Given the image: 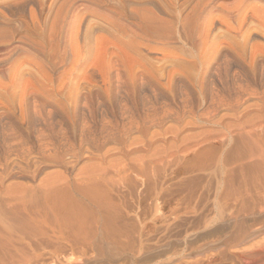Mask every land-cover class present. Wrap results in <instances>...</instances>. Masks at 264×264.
Returning <instances> with one entry per match:
<instances>
[{"label": "rangeland", "instance_id": "rangeland-1", "mask_svg": "<svg viewBox=\"0 0 264 264\" xmlns=\"http://www.w3.org/2000/svg\"><path fill=\"white\" fill-rule=\"evenodd\" d=\"M44 1L41 5V1L30 0L13 15L0 4V20L18 27L22 40H38L39 31H46L51 18L50 0ZM195 1L190 0V6ZM223 1L205 0L204 5H208L204 17L208 25L205 42L200 45L178 42L172 46L177 53L147 47L145 40L137 38L130 44L125 29H112L102 16L113 5L112 10L122 6L127 12L133 2L160 12L158 0H114L113 4L107 0L105 3L110 7L102 2L97 17L88 11L79 12L80 30L73 38L80 51L76 62L67 65V72L60 79L56 77L60 67L49 71L45 65V74L54 76L52 80L49 76L42 77L39 72L42 62L36 50L33 54L37 55L33 56L39 58L36 60L39 64L24 54L11 56L9 61L14 67L7 75L11 79L6 75L4 79L0 77V89L9 85L6 88L12 92L0 90V192L4 187L11 189L13 184L15 189L18 182L19 186L28 182L27 185L37 188L32 184H39L45 172H60L75 182L79 179V185L95 180L96 185H90L99 187L95 196L104 208L102 217L128 227L134 225V231L129 229V244L134 245L141 233L143 243L138 255L132 258L121 252L111 259H102L78 250L71 252L64 246L57 260L47 253L62 241L47 231L50 230L47 223L54 222V217L48 214L53 218L44 223L29 216L31 205H37L35 199L34 204L24 203L26 211L19 210L22 205L17 209L20 204L15 208L9 206L5 200L14 190L4 188L2 192L7 199L0 196V264H234L237 254L253 256L264 250V0H236V7L234 4L226 7ZM234 10L240 14L237 21L232 19L230 23L224 18ZM36 21L41 28H33ZM125 22L124 18L123 27ZM189 47L190 58L181 59L184 57L181 51H188ZM66 56H70L69 47ZM28 78L34 79L36 86ZM34 103L42 107L38 114L32 109ZM72 147L82 150L76 164L68 155L64 164L59 162L61 165L46 158L49 152L60 149L67 152ZM98 163L103 172L101 166L97 170ZM85 170L91 176L97 172L95 178L85 177ZM89 201L82 198L85 207L95 208ZM3 222L18 229L10 232ZM51 235L54 236L47 238ZM44 239L55 247L44 244L47 243ZM41 241L44 243L39 253L43 255L37 263L31 258V247Z\"/></svg>", "mask_w": 264, "mask_h": 264}, {"label": "bare ground", "instance_id": "bare-ground-1", "mask_svg": "<svg viewBox=\"0 0 264 264\" xmlns=\"http://www.w3.org/2000/svg\"><path fill=\"white\" fill-rule=\"evenodd\" d=\"M36 1H41V5L45 2L44 0H36ZM104 0H50V12H51V18H50V21H49V18H48V21H49V24L48 26H45L46 28V31L45 30H40L39 31V39L38 40H35L33 41L34 39H24V40H27V42H25L23 39V36H18V27H11V26H8L6 25L7 23H5L6 21H2L0 20V77H3V76H7L8 74H10V71L13 69L14 65L11 61L10 58H12L11 56H19L21 54H24V55H27L29 58H32L33 62L37 60L38 57L36 56H33V55H37V54H33V51L36 50L39 52L40 54V58L39 60H41L42 63L39 64V62H37L39 64V67L38 65V68L39 69V72H41L40 74H42L45 78V76H49L48 78L50 80H52V77H50L51 75H49L47 72L46 75L45 72L47 69H49V71H53L55 69H57L58 67H60V73L58 76L61 77L62 75L64 76V74L67 72L66 69H67V65L69 64H74L77 60V56L79 54V46L78 44L76 43V39L73 38L74 35H76L75 33H78L77 32V28L79 27L78 26V21L80 23V20H79V12L80 11H88V13L90 12V14H95L93 16H96L97 17V13L98 11V6H100V4L103 2ZM107 1V0H106ZM105 1V2H106ZM112 1V4H113V1L114 0H109V3H111ZM118 0H115V2H117ZM125 1V0H123ZM139 1V0H138ZM154 1V0H152ZM207 1V0H206ZM236 0H224L223 1V5L224 6H232L231 4H234ZM239 1V0H238ZM237 1V2H238ZM241 1V0H240ZM30 2V0H0V4H2L1 7L3 8H7L10 12V14H14L13 12H17L16 10L19 9V11H21L24 6H26V4ZM103 2V4L105 3ZM122 2V1H120ZM131 2V1H130ZM135 2V1H134ZM134 2L130 5L132 6L131 8L128 7L127 12L124 11L123 7L120 6L118 7V9H113V6L112 9H107V13H103L105 15H102L104 16L103 19H105L107 21V23L110 24V26H112L111 28L117 30L116 28H123L125 29L124 32L126 31L125 34L128 33L127 36H130L131 39V43H133L134 41V38H137L139 39L141 42L142 40H145V46L147 47H150V48H157L159 50H163V51H169V52H172L170 51L171 49L174 51L176 48L174 47V49L172 48V46H174L176 43L180 42V43H183V41H186L187 43L190 44V42L192 43H196V45H200V44H203V42H205V33L207 32V29H206V26L207 23L204 19V17H206V12L208 11V5H204L205 3V0H197L195 1V3L191 6H190V0H158V2H156V4L159 6L157 8H160V12L158 11L159 9L157 10H153L154 8L151 9L150 8H145L141 5V3L139 4V6L141 5L142 7H138L136 4V6L134 5ZM143 2V1H142ZM151 2V1H149ZM210 2V0H209ZM108 3V2H107ZM119 3V2H118ZM138 3V2H137ZM218 3V2H217ZM239 3V2H238ZM237 3V4H238ZM33 4H35L33 2ZM106 4V3H105ZM115 4V3H114ZM125 4V3H124ZM127 4V5H126ZM125 5L128 6L129 5V2H127ZM145 4V2H144ZM147 4V3H146ZM221 4V3H220ZM102 5V4H101ZM108 6V4H106ZM105 5V6H106ZM119 5V4H118ZM117 5V6H118ZM122 5V4H121ZM150 5H153V2H151ZM156 5V6H157ZM218 5V4H217ZM216 5V6H217ZM223 5H222V8H223ZM236 4H234L233 7H236L235 6ZM240 5V4H239ZM31 6V5H30ZM116 6V5H115ZM148 6V4H147ZM259 6V5H258ZM257 6V7H258ZM0 7V8H1ZM110 7V6H108ZM210 7V6H209ZM219 7V6H217ZM255 7V6H254ZM260 7V6H259ZM115 8V7H114ZM225 8V7H224ZM230 8V7H228ZM228 8H225V9H228ZM232 8V7H231ZM230 8V9H231ZM29 9V8H28ZM32 9V8H31ZM35 9V8H34ZM42 9V8H41ZM216 9V8H215ZM26 10V9H25ZM33 10V9H32ZM38 10V9H37ZM104 10V9H103ZM211 9H209L210 11ZM236 10V9H235ZM235 10L232 12H229L228 13V18H224V19H228L229 21L232 19L233 20H236L238 19V16H239V11L236 13ZM18 11V12H19ZM31 11V10H29ZM39 11V10H38ZM106 11V10H105ZM221 11V10H220ZM31 12H34V11H31ZM36 12V11H35ZM50 12L48 13V16L50 14ZM104 12V11H103ZM221 13V12H220ZM225 13V12H224ZM227 13V12H226ZM245 13V12H244ZM254 13V12H253ZM9 14V13H7ZM32 14V13H31ZM35 13H33L34 15ZM222 14V13H221ZM10 15V16H12ZM19 15V14H18ZM36 15V14H35ZM213 15V14H212ZM100 16V15H99ZM117 16V17H115ZM3 17V16H2ZM6 17V16H4ZM3 17V18H4ZM30 17V16H29ZM36 16H34L35 18ZM129 17V20H126V18ZM225 17V14L224 16ZM244 17V16H243ZM254 17V16H253ZM258 17V16H257ZM17 18V14H16V17ZM14 18V19H15ZM31 18V17H30ZM37 18V17H36ZM125 18V21H127V23L125 22L124 23V27L122 26L123 25V20ZM219 18V17H218ZM249 18V17H248ZM256 18V17H255ZM7 19V18H6ZM81 19V18H80ZM123 19V20H121ZM250 19V18H249ZM32 20V18L30 19ZM36 20V19H35ZM34 20V21H35ZM38 20V19H37ZM207 20V19H206ZM213 20V19H212ZM215 20V19H214ZM227 20V21H228ZM241 20V19H240ZM259 20V19H258ZM9 19H8V23H9ZM122 21V22H121ZM221 21V20H220ZM224 21V20H223ZM222 21V22H223ZM228 21V22H229ZM230 21V23H231ZM248 21V20H247ZM13 22V21H12ZM37 22V21H36ZM36 22H34L32 25H33V28L35 29H38V27H40V24L39 26L36 24ZM208 22V21H207ZM233 22V21H232ZM241 22V21H240ZM261 22V21H260ZM15 23V22H14ZM32 23V22H31ZM106 23V24H107ZM122 23V25H121ZM229 23V25H230ZM252 23V22H251ZM255 23V22H254ZM17 24V23H16ZM42 24V23H41ZM89 24V23H88ZM108 24V25H109ZM221 24V22H220ZM223 24V23H222ZM15 25V24H14ZM31 25V26H32ZM45 25V24H44ZM43 25V27H44ZM104 25V24H103ZM225 25V24H224ZM106 26V25H105ZM210 26V25H209ZM222 27V26H221ZM224 27H227L226 25ZM236 27V26H235ZM249 27V26H248ZM21 28V27H20ZM32 28V27H31ZM41 28V27H40ZM82 28V27H80ZM220 28V27H219ZM223 28V27H222ZM230 28V27H229ZM238 28V27H237ZM228 29V28H227ZM232 29V28H231ZM32 30V29H30ZM80 30V29H79ZM78 30V31H79ZM82 30V29H81ZM89 30V29H87ZM121 30V31H122ZM212 30V29H211ZM233 30V29H232ZM234 30H236L234 28ZM246 30V29H245ZM249 30V29H248ZM86 31V30H85ZM118 31V30H117ZM231 31V30H230ZM20 32V31H19ZM37 32V31H36ZM35 32V33H36ZM88 32V31H87ZM123 32V31H122ZM237 32V31H236ZM114 33V32H113ZM244 33V32H243ZM32 34V32L30 33ZM34 34V33H33ZM122 33H120L121 35ZM124 34V33H123ZM207 34V33H206ZM237 34V33H236ZM235 34V35H236ZM36 36V35H35ZM80 36V35H79ZM101 36V35H100ZM76 37V36H75ZM97 37V36H95ZM108 37V36H105V38ZM22 38V39H21ZM32 38V37H31ZM34 38V37H33ZM77 38V37H76ZM99 38V37H98ZM102 38V37H101ZM67 40L69 41L68 44L66 45L65 42H67ZM82 40V39H81ZM108 40V39H107ZM211 40V39H210ZM95 41V40H94ZM99 41V40H98ZM112 41V40H111ZM122 41V39H121ZM125 41V40H124ZM127 41V40H126ZM139 41V42H140ZM97 42V40H96ZM138 42V41H137ZM138 42V44L140 45V43ZM148 42V43H147ZM80 43V42H79ZM103 43V41H102ZM104 43H105V40H104ZM110 43V41H109ZM115 43V42H114ZM147 43V45H146ZM107 44V43H106ZM104 44V45H106ZM134 44V43H133ZM143 44V43H142ZM209 44V42H208ZM80 45V44H79ZM103 45V46H104ZM124 45V44H123ZM194 45V44H193ZM69 47V52H70V56H66V53L68 52V47ZM116 46V45H115ZM128 46V44H127ZM130 46V45H129ZM133 46V45H131ZM142 46V45H141ZM176 46V45H175ZM179 46V45H178ZM96 47V45H95ZM136 47V46H135ZM181 47V46H179ZM183 47V46H182ZM194 47H196L194 45ZM201 47V46H200ZM101 48L102 50V47H99ZM178 48V47H177ZM202 48V47H201ZM120 49V48H119ZM134 49V48H133ZM138 49V48H137ZM144 49V48H143ZM181 49V48H180ZM179 49V50H180ZM97 50V49H96ZM123 50V49H122ZM135 50V49H134ZM149 50V49H148ZM178 50V51H179ZM186 50V49H185ZM185 50H182L181 53L182 55L184 56L183 58L181 59H184V58H190V47H189V50L188 51H185ZM104 51V50H102ZM121 51V50H119ZM96 52V51H95ZM175 52L177 53V51L175 50ZM98 53V52H97ZM100 53V52H99ZM135 53V52H134ZM125 54V53H124ZM129 54V53H128ZM162 54V53H161ZM169 54V53H168ZM195 54V53H194ZM131 55V54H130ZM133 55V54H132ZM131 55V56H132ZM141 55V54H140ZM163 55V54H162ZM174 55V54H173ZM176 55V54H175ZM179 55V54H178ZM181 55V56H182ZM129 56V55H128ZM143 56V55H142ZM168 56V55H167ZM198 56V55H197ZM26 57V56H25ZM133 57V56H132ZM144 57V56H143ZM194 57V56H193ZM14 58V57H13ZM134 58V57H133ZM139 58V57H138ZM142 58V57H141ZM173 58H175V56H173ZM177 58V57H176ZM18 59V58H17ZM16 59V60H17ZM20 59V58H19ZM128 59V58H127ZM130 59V58H129ZM29 60V59H28ZM130 60H133V59H130ZM141 60V59H140ZM179 60V59H178ZM189 60V59H188ZM223 60V59H222ZM226 60V59H224ZM8 61V62H7ZM26 61V60H25ZM172 61V60H171ZM170 61V62H171ZM15 62V60H14ZM18 62V61H17ZM30 62V61H29ZM36 62L34 63L36 65ZM130 62H133L134 61H130ZM140 62V61H139ZM138 62V63H139ZM169 62V61H168ZM183 62V61H181ZM186 62V61H185ZM21 63V62H20ZM128 63V62H127ZM136 63V61H135ZM142 64V63H141ZM174 64V63H173ZM182 64V63H181ZM188 64V63H187ZM190 64V63H189ZM225 64V63H224ZM22 65V64H20ZM31 64H29L30 66ZM34 65V66H35ZM44 65L47 67H45V70H44ZM83 65V63H82ZM130 65V64H129ZM187 66V65H186ZM16 67V65H15ZM18 67V65H17ZM33 67V66H31ZM30 67V68H31ZM76 67V66H75ZM146 67V66H144ZM171 67V66H170ZM183 67V66H182ZM20 68V66L18 67ZM227 68V67H226ZM17 70V68H15ZM185 69V68H184ZM189 69V67H188ZM187 69V70H188ZM22 71V68L19 69ZM69 70V69H68ZM180 70V69H179ZM56 71V70H55ZM73 71V70H72ZM185 71V70H183ZM223 71V70H222ZM14 72V70H13ZM16 72V71H15ZM18 72V75H19V71ZM38 72V73H39ZM59 72V70H58ZM71 72V71H70ZM78 72V71H77ZM188 72V71H187ZM224 72V71H223ZM52 73V72H51ZM69 73V72H68ZM14 74V73H13ZM16 74V73H15ZM21 74V72H20ZM23 74V73H22ZM29 74V73H28ZM58 74V73H56ZM76 74V73H75ZM12 75V74H11ZM17 76V75H16ZM16 76H15V79H16ZM22 76V75H21ZM29 76V75H28ZM31 76V75H30ZM38 76V75H37ZM62 76V77H63ZM70 76V74H69ZM219 76V75H218ZM8 79L10 78V76H7ZM6 77V79H7ZM40 77V76H39ZM5 77H3L2 79H4ZM14 78V76L12 77ZM19 78V76H18ZM17 78V79H18ZM32 78V77H31ZM57 78V79H58ZM5 79V80H6ZM7 79V80H8ZM11 79V78H10ZM20 79V78H19ZM30 78H28L29 80ZM42 79V78H41ZM60 79V78H59ZM13 80V79H12ZM27 80V79H25ZM34 79H32V82H33ZM11 80H9L10 82ZM19 81V80H18ZM40 81V80H38ZM27 82V81H26ZM37 82V81H35ZM47 82V80H46ZM13 83V82H12ZM15 83V81H14ZM17 83V82H16ZM15 83V84H16ZM30 84L33 85V84ZM40 83V82H39ZM42 83H44V81H42ZM49 83V82H48ZM2 84H5V83H2ZM10 84V83H8ZM27 84V83H26ZM52 84H54L52 82ZM64 84V83H63ZM68 84V83H67ZM1 85V83H0ZM12 85V84H11ZM66 85V84H65ZM236 85H239V84H236ZM7 86V85H6ZM6 86H1L4 89L3 92H5L6 94H9L11 92V90L9 91L8 88H9V85L7 86L8 88H6ZM17 87V85H15ZM34 86H36V83L34 84ZM14 87V85H13ZM15 87V88H16ZM239 87V86H238ZM3 88H1L3 90ZM30 88V87H29ZM244 88V86H243ZM248 88V87H247ZM0 89V90H1ZM33 89V88H32ZM65 89V88H64ZM244 90V89H243ZM67 91V90H66ZM69 91V90H68ZM245 92V91H243ZM3 93V94H5ZM23 93V92H22ZM61 93V92H60ZM63 93V92H62ZM68 93V92H66ZM70 93V91H69ZM5 94V95H6ZM12 94V92H11ZM15 94V93H14ZM13 94V96H15ZM19 94V93H18ZM24 94V93H23ZM64 94V93H63ZM20 95V94H19ZM22 95V94H21ZM69 95V94H68ZM1 96V95H0ZM3 97V96H2ZM9 96H7V99ZM12 97V95H11ZM1 98V97H0ZM4 98V97H3ZM6 98V97H5ZM13 98V97H12ZM67 98V97H66ZM65 98V99H66ZM2 99V98H1ZM5 99V100H7ZM13 99H11L12 101ZM21 101V99H19ZM4 101V100H3ZM11 101L9 100V102L11 103ZM8 102V100H7ZM6 103V102H5ZM36 103H34V108L32 107V109H35L37 110V114L40 110H42V107H40V105L38 104V107L37 105H35ZM22 108V107H21ZM39 108V109H38ZM41 108V109H40ZM34 110V111H35ZM39 110V111H38ZM41 113H43L41 111ZM45 114V112L43 113ZM42 115V114H40ZM39 115V116H40ZM48 116V115H46ZM42 118V116H40ZM47 118V117H46ZM49 118V117H48ZM44 119V118H42ZM40 119V120H42ZM44 122V121H42ZM45 123V122H44ZM47 123V122H46ZM42 124V123H41ZM48 124V123H47ZM45 125V124H44ZM47 126V125H46ZM96 147V146H95ZM56 148V147H55ZM65 148V147H64ZM73 148V147H72ZM103 148V146H102ZM100 147V149H102ZM11 149V148H10ZM71 149V148H70ZM95 149V148H94ZM99 149V148H96V150ZM99 149V150H100ZM57 150V149H56ZM84 150V149H83ZM86 150V149H85ZM82 150H80V147L78 149H71L69 151L66 152V150L64 149H60L54 153H48V151L46 153L47 156L46 158L49 159V162L51 161H55V162H64L65 159L70 156L69 158H74V162L75 161H79L77 159H79V157H81L80 155H82L81 153ZM86 151H89V150H86ZM103 151V150H101ZM101 151H97L99 153H101ZM43 152V151H41ZM66 152V153H65ZM91 152V150H90ZM89 152V153H90ZM95 152V150H94ZM93 152V154H94ZM104 152V151H103ZM29 153V152H28ZM88 153V152H86ZM88 154V156H90ZM92 153V152H91ZM106 153V151H105ZM105 153L102 154V156L105 155ZM215 153V152H214ZM39 154H41L39 152ZM218 154V152H217ZM68 155V156H67ZM92 155V154H91ZM97 155V153H96ZM100 154H98L97 156H99ZM215 155V154H214ZM43 156V153L42 155ZM45 156V155H44ZM43 156V157H44ZM67 156V157H66ZM102 156H101V159H102ZM41 157V158H43ZM215 157V156H213ZM104 158V157H103ZM106 158V157H105ZM216 158V157H215ZM218 158V157H217ZM216 158V159H217ZM45 159V157H44ZM215 159V161H216ZM71 160V159H70ZM73 161V160H72ZM103 161V159H102ZM106 161V160H105ZM214 161V162H215ZM222 161V160H221ZM220 161L218 160L216 163L218 164ZM59 163V164H60ZM67 163V161H66ZM64 164V163H63ZM76 164V163H75ZM74 164V165H75ZM99 164V163H98ZM101 164V163H100ZM97 165L98 169L99 166L101 165ZM61 165V164H60ZM69 165V164H68ZM71 165V164H70ZM66 166V164H65ZM96 166V167H97ZM218 166V165H217ZM86 167V166H84ZM84 167L82 170H84ZM72 168V166H71ZM86 169V168H85ZM95 169V167H94ZM35 170V169H34ZM96 170V171H97ZM103 170L102 166H101V169L100 171ZM57 172V171H56ZM59 172V171H58ZM83 172V171H82ZM85 173L89 172L88 170L84 171ZM103 172V171H101ZM33 173V172H32ZM35 173V172H34ZM44 173V172H43ZM52 173V172H51ZM51 173H48L46 174V172L44 173L45 177L43 176L40 177L42 179H39L41 181H38L40 182L39 184H32V185H37L38 187L37 188H34L35 186H31V184L27 182V186H19L20 182H18V186H16L15 189H13L14 187V184H13V187H11V189H7V187H4L6 188V190H14L13 191V194L11 196H8L10 195L9 192H6V193H9L7 194V196L9 197V199H7V197H5L7 200H5V202L7 201L9 203V206L10 204H12V206L15 208V205L16 204H20L19 206H17V209L18 207H20L22 205V207L19 208V210L22 208L26 211L27 207L25 208V202L26 201H33L32 199H35V200H38L37 201V205L36 206H32L31 205V208L29 209V206H28V209H29V216H32L34 217L33 219H40L39 221H45L46 222H49L47 221L49 217H54V222H51L53 220H50L49 223H47V225L49 224L50 226V230H47V231H52L54 235H51V236H47V238L54 236L56 237L57 239L59 238V241L62 240L64 245L62 244V241L60 242L62 245H60V243H58V246L56 245V247L54 246V244L52 246L55 247L54 248H50L51 251L48 250L47 253H49L50 257L52 256L53 258L55 257L56 259L58 258V254H59V250H61L64 246H67V247H64V248H69L71 252L75 251V250H78V252H82L83 254H88V255H92V256H98V257H101L102 259L105 258V259H111L113 257H115L117 254H120L121 252H125L127 254V256H130L131 258L136 254L137 252H139L140 248L142 247V243L143 241L141 240L142 239V235L143 233H141L142 235L138 236V240L137 242L129 244V242H131L130 240V235H129V232H130V228L133 230L134 228V225L132 227H128L126 226V224L124 225L123 223H118L110 218H103V214H105V212H102V209L104 208H101L103 207L102 204H100L99 202L100 201H97V195L96 194V190L99 188L97 186H94L96 185L94 182L95 180L92 182L94 183V185H90L92 184L88 179V177H93V179L95 178V171L93 173L92 171V175L91 176L90 174L91 173H87L85 174V177H87V181L90 182V184H85L84 182L85 181H82L80 183L83 184L84 186H80L78 183L80 181L77 180V182H75L76 180H74V178H70L68 175H65V174H60V172L57 174H51ZM80 173V172H78ZM70 174V173H68ZM75 174L74 173V177H75ZM80 175V174H79ZM78 175V177H80ZM35 176V174L33 175ZM97 176V175H96ZM73 177V176H71ZM85 177L83 176V178L85 179ZM75 178V179H76ZM82 178V177H81ZM82 178V179H83ZM99 179V174H98V177H96ZM83 179V180H84ZM97 179V180H98ZM100 179H101V175H100ZM38 180V179H37ZM96 180V182H97ZM86 181V182H87ZM100 180H98V183H99ZM22 183V182H21ZM264 184V183H263ZM17 185V184H16ZM100 186V184H99ZM97 187V188H96ZM101 187V186H100ZM2 188V189H4ZM9 188V186H8ZM2 189H1V192H2ZM0 192V193H1ZM98 192V191H97ZM4 193V194H6ZM99 195V194H98ZM1 196V199L2 197L4 198V195H3V192H2V195ZM83 197H86L87 198V201L88 199L90 200L89 203L90 204H93L95 206V208H87L85 207V203L82 202V198ZM4 198V199H5ZM38 198V199H36ZM3 199V200H4ZM85 199V198H84ZM83 199V200H84ZM99 199V198H98ZM2 200V201H3ZM6 202V203H7ZM36 202V201H35ZM7 203V204H8ZM25 203V204H24ZM30 203V202H29ZM30 203V204H32ZM7 206V205H6ZM11 206V207H12ZM27 206V204H26ZM11 210V209H10ZM9 210V211H10ZM18 210V211H19ZM23 210V211H24ZM13 211V210H12ZM16 212V210H14ZM25 211H24V214H25ZM172 211V210H171ZM219 211V210H218ZM28 212V211H27ZM174 212V211H173ZM103 213V214H102ZM49 215H52V216H48ZM107 214V213H106ZM52 217V218H53ZM5 223V222H3ZM1 223V224H3ZM5 223V226H7L6 228H9L10 229V232L14 229V226L13 228L10 227V225L12 226L13 224H7ZM4 225V224H3ZM2 225V226H3ZM9 225V226H8ZM4 227V226H3ZM45 227V225H44ZM15 229H18V228H15ZM14 229V230H15ZM48 229V228H47ZM140 229V227H139ZM7 230V229H6ZM131 230V231H132ZM135 230V229H134ZM133 230V231H134ZM141 230V229H140ZM19 231V230H18ZM132 231V232H133ZM143 231V230H142ZM9 232V230H8ZM12 232H15V231H12ZM140 232V231H139ZM50 233V232H49ZM48 233V234H49ZM135 233V232H134ZM131 234V233H130ZM145 234V233H144ZM137 236V235H136ZM53 237V238H54ZM135 237V236H134ZM55 239V238H54ZM134 239V238H133ZM137 239V237H136ZM146 239V238H145ZM148 239V238H147ZM7 240V239H6ZM51 240V239H49ZM47 240L44 239V242H46ZM53 241V240H51ZM136 241V240H135ZM145 241V240H144ZM7 243L9 242V239L8 241H6ZM41 241V244L40 242H35L33 245L32 248V253H31V258L34 257V261H36L37 263L39 262L38 260L40 259V257H42L43 255V252L42 253H39V249H43V247H41V245L44 243ZM50 241H47V243H44V244H48V246H51L50 243H48ZM55 242H58V240H55ZM54 242V243H55ZM52 243V242H51ZM263 243V242H262ZM148 244V243H147ZM158 245V244H157ZM156 245V246H157ZM264 244H262L263 246ZM47 246V245H45ZM47 246V247H48ZM51 246V247H52ZM259 246V245H258ZM154 247V246H153ZM45 249V248H44ZM68 249V250H69ZM80 249V250H79ZM146 249V248H145ZM153 249V248H152ZM46 250V249H45ZM45 250H42V251H45ZM143 250V249H141ZM251 251H253V249H250ZM259 250V249H258ZM261 251L258 253H255L253 256H246L244 254H235L234 255V259L236 260L234 262V264H264V250L263 249H260ZM62 251V250H61ZM64 251V250H63ZM161 251V250H160ZM245 251V250H244ZM247 251V250H246ZM257 251V250H256ZM41 252V251H40ZM46 252V251H45ZM136 252V253H135ZM154 252V251H153ZM250 252V251H249ZM61 253V252H60ZM243 253V252H242ZM65 254V253H64ZM63 254V256H64ZM141 254V253H140ZM150 254V253H149ZM45 255V254H44ZM48 255V254H47ZM61 255V254H60ZM82 255V254H81ZM138 255V254H137ZM212 255V254H211ZM126 256V255H125ZM215 256V255H214ZM123 257V256H122ZM216 257V256H215ZM93 258V257H92ZM170 258V257H169ZM33 259H28V261H33ZM81 259V258H80ZM101 259V260H102ZM128 259V258H127ZM126 259V260H127ZM155 259V258H154ZM172 259V258H170ZM209 259V258H208ZM58 260V259H57ZM60 260V259H59ZM116 260V259H115ZM114 260V261H115ZM147 260V259H145ZM144 260V261H145ZM150 260V259H149ZM217 260V259H216ZM215 260V261H216ZM219 260V258H218ZM29 261V262H30ZM34 261L32 263H34ZM79 261V259H78ZM82 261V260H81ZM142 261V260H141ZM207 261V260H205ZM28 262V263H29ZM69 262V261H68ZM77 262V261H76ZM83 262V261H82ZM105 262V261H104ZM108 262V261H107ZM134 262V261H133ZM146 262V261H145ZM217 262V261H216ZM219 262V261H218ZM231 262V261H230ZM58 263V262H57ZM74 263V262H73ZM72 263V264H73ZM127 263V262H126ZM149 263V262H148ZM207 263V262H206ZM205 263V264H206ZM70 264V263H69ZM77 264V263H76ZM132 264V263H131ZM145 264V263H144ZM210 264V263H209ZM233 264V262H232Z\"/></svg>", "mask_w": 264, "mask_h": 264}]
</instances>
